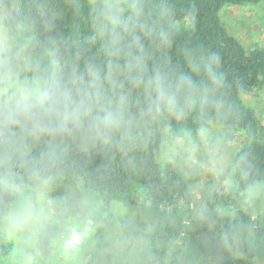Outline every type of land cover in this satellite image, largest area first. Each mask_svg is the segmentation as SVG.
<instances>
[{
	"label": "clouds",
	"instance_id": "1",
	"mask_svg": "<svg viewBox=\"0 0 264 264\" xmlns=\"http://www.w3.org/2000/svg\"><path fill=\"white\" fill-rule=\"evenodd\" d=\"M87 4L93 30L103 41V63L85 59L80 50L65 54L51 40L45 47L37 33L51 32L56 14L50 17L44 6L37 10L40 24L25 15L20 0L0 13V241L12 244L9 264H137L148 247L147 234L137 231L135 216L119 202L106 201L76 173L63 195H51L69 177L73 148L84 155L116 150L127 156L139 147L137 118L120 75L131 74L126 79L143 85L146 101L139 119L146 124L162 117L179 120L194 106L215 113L218 124L226 111L216 53L187 61L192 75L203 74L202 86L191 75L173 82L161 68L144 79L141 40L147 37L161 48L169 44V33L156 19L164 16L162 7L156 11L151 0ZM159 153L181 176L216 179L246 163L245 157L233 161L229 142L206 116L194 135L165 129ZM247 192L248 199L258 197L264 192V179H253ZM193 214L216 228L206 204ZM108 226L111 244L98 248ZM219 236L226 248L235 243L226 230Z\"/></svg>",
	"mask_w": 264,
	"mask_h": 264
},
{
	"label": "trees",
	"instance_id": "2",
	"mask_svg": "<svg viewBox=\"0 0 264 264\" xmlns=\"http://www.w3.org/2000/svg\"><path fill=\"white\" fill-rule=\"evenodd\" d=\"M260 0H151L162 7L164 16L159 24L169 33V44L161 48L147 37L141 40L145 51L144 79L161 68L173 82L181 75H191L198 86L204 84L203 74L192 75L189 58L216 53L220 57L222 88L226 111L216 123L215 113L202 112L194 106L181 118L162 117L159 122L146 124L139 119L146 101L143 85H137L122 74L124 93L130 110L136 116L135 132L140 134L139 147L127 156L113 150L105 153L93 150L87 155L73 148L70 153L69 177L74 182L76 173L86 183L94 185L106 201L119 202L128 210L136 209L147 223L148 247L141 253L137 264H201L208 256L207 239L201 235L206 223L194 217L196 196L175 168L162 162L159 149L170 133L182 131L194 135L202 116L210 117L223 128L228 138L240 140L234 153V162L245 157L246 163L235 166L229 186L214 190L207 198L209 208L228 212L222 227L237 240V252L213 264H250L264 258V213L250 211L248 186L253 179H264V137L260 135V120L256 111L244 101V95L264 87V47L247 48L232 35L223 23L221 9L226 5L258 3ZM14 0H0V13L13 8ZM24 13L40 24L38 9L42 6L55 13L51 32H38V38L47 47L49 40L62 51L83 52L85 59L105 60L102 39L95 33L89 17L87 0H20ZM79 9V10H78ZM131 43L125 41L127 47ZM123 69L124 58L120 59ZM58 185L54 187L57 188ZM196 220L199 229L192 221ZM110 227V226H108ZM105 236L97 247L106 249L111 242ZM12 244L0 241V264H9ZM95 259V258H93ZM100 264V262H96Z\"/></svg>",
	"mask_w": 264,
	"mask_h": 264
},
{
	"label": "rangeland",
	"instance_id": "3",
	"mask_svg": "<svg viewBox=\"0 0 264 264\" xmlns=\"http://www.w3.org/2000/svg\"><path fill=\"white\" fill-rule=\"evenodd\" d=\"M221 16L227 30L232 35L237 37L245 47H264V0H260L258 3L243 5H226L221 9ZM244 101L248 106L252 107L256 111L260 120V135L264 137V87L254 89L252 92L245 94ZM217 127L229 142V146L233 153H235L240 146V140H238L240 138L234 139L233 135H231L232 138H228L223 128L219 126ZM232 172L233 170L230 169L228 172L223 173L216 179L206 175L184 176L196 196V204L193 206L194 209L200 204H206V200L212 194V191H221L224 190L225 187L229 186ZM73 183L74 182L63 181L58 184L57 188L53 189L51 195L53 197L63 195L67 188ZM249 206L253 215L264 213V192H261V194L256 198L249 199ZM208 210L209 215L216 221L217 226L214 229H210L206 224L205 227L207 229L204 232H201V235L206 237L207 244H209V247H207L209 254L201 264H213L220 259L222 260L223 258L232 255L233 253H238V245L235 236L231 234L235 241L231 248H226L220 241L219 234L223 231L222 227L228 219V212L215 210L209 207ZM129 211L136 218L137 231L145 233L147 223L143 220L136 209H131ZM192 224L195 228L199 229L196 220H193ZM106 229L108 239L111 242V226ZM54 230L55 229H52V231ZM52 256L54 257L55 253H53ZM250 264H264V258L254 260Z\"/></svg>",
	"mask_w": 264,
	"mask_h": 264
}]
</instances>
